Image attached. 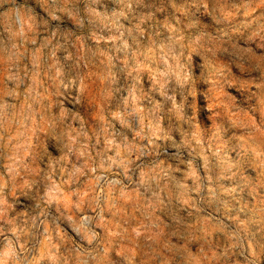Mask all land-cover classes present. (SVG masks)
I'll return each mask as SVG.
<instances>
[{
	"label": "clouds",
	"instance_id": "obj_1",
	"mask_svg": "<svg viewBox=\"0 0 264 264\" xmlns=\"http://www.w3.org/2000/svg\"><path fill=\"white\" fill-rule=\"evenodd\" d=\"M0 264H264V0H0Z\"/></svg>",
	"mask_w": 264,
	"mask_h": 264
}]
</instances>
